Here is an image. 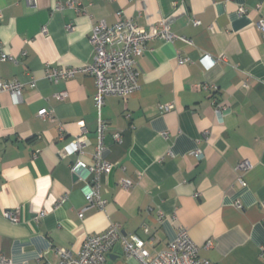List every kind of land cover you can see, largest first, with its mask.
I'll return each instance as SVG.
<instances>
[{
  "label": "crops",
  "instance_id": "obj_1",
  "mask_svg": "<svg viewBox=\"0 0 264 264\" xmlns=\"http://www.w3.org/2000/svg\"><path fill=\"white\" fill-rule=\"evenodd\" d=\"M67 1L0 0V46L17 59L0 60V81L24 86L20 96L0 94L3 264H56L52 248L77 253L110 224L152 254L185 229L211 264H264V0ZM118 14L147 30L164 23L178 39L149 42L136 59L138 91L105 100L103 158L112 168L102 177L101 211L86 209L88 173L71 172L77 161L94 165L95 79L79 72L55 84L46 70L91 62L93 29L113 26ZM203 56L217 64L207 68ZM43 109L50 116L40 117ZM77 139L82 149L68 155ZM243 161L252 168L238 170ZM8 211H18L17 223ZM114 264L140 263L123 255Z\"/></svg>",
  "mask_w": 264,
  "mask_h": 264
},
{
  "label": "built area",
  "instance_id": "obj_2",
  "mask_svg": "<svg viewBox=\"0 0 264 264\" xmlns=\"http://www.w3.org/2000/svg\"><path fill=\"white\" fill-rule=\"evenodd\" d=\"M30 1V0H29ZM76 0H68L66 5L72 7ZM61 7V4L59 5ZM239 14H245L241 7ZM119 21L113 26H108L105 22H100L90 36L94 54L92 61L82 68H73L60 66L57 68H48L46 77L52 83L69 81L77 73L90 75L96 82L95 104L98 108L99 118L97 126V147L93 155L94 165H88L83 161H77L71 166V172L79 177L82 173H88L89 189L86 193L87 207L103 211L107 206V201L102 197V177L111 168V164L103 158L104 146L103 139L107 129L106 121L102 118V109L105 100L108 97H119L128 100L140 86L139 74L136 70V59L144 55L147 50V44L156 39H164L168 42H174L178 39L170 30L169 26L162 23L159 28L154 26L150 30L139 27L129 19L122 18L118 14ZM199 25V21H195ZM259 26L264 30V21L259 22ZM47 30L44 29L43 33ZM180 40L189 43L184 38ZM0 60L10 61L17 64V59L6 54L0 46ZM202 63L211 68L217 64L210 56H203ZM184 64L185 61H179ZM36 84L33 81L32 87ZM23 84L18 81H0V94L10 93L13 96H20L23 92ZM67 97V93H60L57 98L62 100ZM163 112H169L172 105H162L159 107ZM48 109L41 110L38 115L42 118L50 116ZM216 114L221 117L223 111L216 108ZM85 131V130H84ZM116 142L121 141V135L114 137ZM73 148H65L68 155H73L82 149L83 143L77 139ZM252 165L243 161L238 165V170L248 171ZM242 186L246 184L240 179ZM121 185L125 189L133 186L132 181L124 180ZM47 215L45 211L41 212L36 220ZM4 217L12 223L19 221L18 211H8ZM79 217H84V211L80 212ZM147 231V229H145ZM211 245V243H210ZM261 258L264 260V246L260 247ZM57 258L56 264H106L112 253H123L128 258L136 259L140 264H211L208 260L199 256L200 249L192 241L187 230L181 229L176 239L171 242L165 250L152 254L146 248V242L136 234H124L117 224H110L109 228L98 235L87 236L79 252L74 253L64 248H52ZM4 259L0 258V264Z\"/></svg>",
  "mask_w": 264,
  "mask_h": 264
},
{
  "label": "water",
  "instance_id": "obj_3",
  "mask_svg": "<svg viewBox=\"0 0 264 264\" xmlns=\"http://www.w3.org/2000/svg\"><path fill=\"white\" fill-rule=\"evenodd\" d=\"M123 256V253H120L118 255L109 256L110 262L109 264H114L116 261H118Z\"/></svg>",
  "mask_w": 264,
  "mask_h": 264
}]
</instances>
